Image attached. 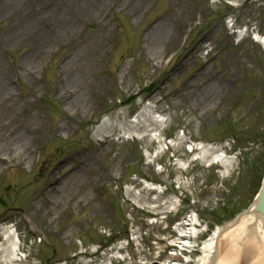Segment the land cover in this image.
<instances>
[{
  "label": "rangeland",
  "instance_id": "1",
  "mask_svg": "<svg viewBox=\"0 0 264 264\" xmlns=\"http://www.w3.org/2000/svg\"><path fill=\"white\" fill-rule=\"evenodd\" d=\"M234 1L0 0V232L19 238L14 264H158L192 209L196 261L252 202L264 167V0ZM16 132L24 152L10 142ZM199 144L233 157L232 171ZM49 184L59 189L43 193ZM174 197L176 212L151 208Z\"/></svg>",
  "mask_w": 264,
  "mask_h": 264
},
{
  "label": "bare ground",
  "instance_id": "2",
  "mask_svg": "<svg viewBox=\"0 0 264 264\" xmlns=\"http://www.w3.org/2000/svg\"><path fill=\"white\" fill-rule=\"evenodd\" d=\"M91 1V0H90ZM97 1V0H94ZM73 29V25L70 21L66 23V25H62L61 31L63 33H68L69 30ZM162 27L156 28L150 35L151 40L149 41V47L151 50L158 49V41L156 42L157 36H160ZM239 34L242 35V32ZM256 41H261L260 38H256ZM151 42V43H150ZM28 61L30 64H34L33 58H29ZM69 63H73L72 59ZM64 69V68H63ZM59 92H68V85H65L63 83L59 82ZM8 89L7 87H4L0 83V97L4 98V95H7ZM207 96L204 94V96L200 99V101H207ZM144 117L148 115V111L145 110L142 112ZM147 122H149L154 128V132L157 131L158 126L161 124L162 119L157 118L156 116L151 113V119H146ZM133 123V122H131ZM136 129L138 127H127L126 129H123L124 133H127L129 129ZM152 130V131H153ZM105 130L97 131L98 138L103 137V133ZM107 133V132H106ZM130 135V133H129ZM108 136V135H106ZM105 137V136H104ZM25 136L20 134L19 132H16L15 135H13L12 140V146H16V149H19L20 151H25L28 146L27 144H23L25 141ZM9 147L8 145H3L2 148ZM201 151L202 158L207 161H212L215 163H220L224 168V176H227L232 171V165L233 162H235L234 158L222 156V154H218L219 149L208 147L207 145L199 144V147L197 149ZM217 153V154H216ZM214 154V156H212ZM11 155L13 157H16L17 159H21V155L19 152L12 151ZM223 172V171H222ZM72 179L77 178V174H73L71 176ZM55 181L57 179H54ZM63 186V190H64ZM146 188L148 191L151 189L155 190L156 186H153L152 184L146 183ZM59 189L58 184H52L48 185L46 188L47 194H52L56 192ZM157 190V189H156ZM159 193L158 195H160ZM177 197H174L173 199H170V202L164 203H158L157 205H153L151 208L154 210L155 208L163 210V213L171 210V208L177 206ZM52 201H50L51 203ZM49 203V204H50ZM156 202H152L154 204ZM198 219V216L195 217L192 213H189L185 219H183L179 224H177L176 228L179 232L178 237V243L181 244L182 248H189L194 247L192 243L187 242L185 236H196L195 235V226L194 221ZM0 236L2 237L3 241L0 243V252L2 253V257L5 259L6 264L12 263L14 258V251H16V246L13 241L12 232L8 228L2 229V232L0 233ZM203 254L198 262L194 264H264V217L259 214H254L253 211H249L248 213H245L244 215L237 218L233 223L226 224L224 226H220L216 228L214 233L210 236L209 240L204 243L203 245ZM250 260V261H249ZM110 262V264H113L112 260L109 258L107 259V264ZM192 261L189 260V257L184 262H180L178 260L176 261H170L167 260L166 263L162 264H191ZM87 264H94V262H87ZM97 264H106V263H97ZM131 264H136L134 262H131ZM147 264V263H144ZM161 264V263H158Z\"/></svg>",
  "mask_w": 264,
  "mask_h": 264
},
{
  "label": "water",
  "instance_id": "3",
  "mask_svg": "<svg viewBox=\"0 0 264 264\" xmlns=\"http://www.w3.org/2000/svg\"><path fill=\"white\" fill-rule=\"evenodd\" d=\"M253 213L255 215L260 213L264 217V180H263L262 189H261L259 198L253 209Z\"/></svg>",
  "mask_w": 264,
  "mask_h": 264
}]
</instances>
